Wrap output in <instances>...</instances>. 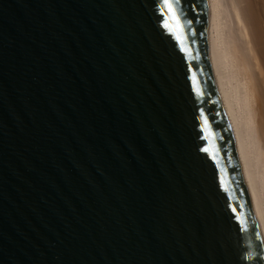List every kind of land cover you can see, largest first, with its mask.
Instances as JSON below:
<instances>
[{"label": "water", "instance_id": "obj_1", "mask_svg": "<svg viewBox=\"0 0 264 264\" xmlns=\"http://www.w3.org/2000/svg\"><path fill=\"white\" fill-rule=\"evenodd\" d=\"M168 2L0 0V264H264L206 0Z\"/></svg>", "mask_w": 264, "mask_h": 264}, {"label": "bare ground", "instance_id": "obj_2", "mask_svg": "<svg viewBox=\"0 0 264 264\" xmlns=\"http://www.w3.org/2000/svg\"><path fill=\"white\" fill-rule=\"evenodd\" d=\"M208 60L264 244V0H206Z\"/></svg>", "mask_w": 264, "mask_h": 264}, {"label": "snow or ice", "instance_id": "obj_3", "mask_svg": "<svg viewBox=\"0 0 264 264\" xmlns=\"http://www.w3.org/2000/svg\"><path fill=\"white\" fill-rule=\"evenodd\" d=\"M173 2H175V0H173ZM162 6L167 10L166 13H162V15L164 14H168L171 15L172 14V4H169L168 0H162ZM173 20H175V17H172ZM165 27H167V25H165ZM251 257H249L250 259ZM261 259H264V257H261Z\"/></svg>", "mask_w": 264, "mask_h": 264}]
</instances>
